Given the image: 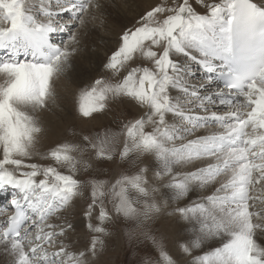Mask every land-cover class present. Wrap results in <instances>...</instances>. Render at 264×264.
Returning a JSON list of instances; mask_svg holds the SVG:
<instances>
[{
  "label": "snow or ice",
  "instance_id": "obj_1",
  "mask_svg": "<svg viewBox=\"0 0 264 264\" xmlns=\"http://www.w3.org/2000/svg\"><path fill=\"white\" fill-rule=\"evenodd\" d=\"M122 7L0 0L4 264H106L121 218L156 248L142 264H264V0H150L76 108L138 113L39 150L71 115L57 83ZM105 165L121 170L103 178ZM160 218L190 236L170 248L151 227Z\"/></svg>",
  "mask_w": 264,
  "mask_h": 264
},
{
  "label": "rangeland",
  "instance_id": "obj_2",
  "mask_svg": "<svg viewBox=\"0 0 264 264\" xmlns=\"http://www.w3.org/2000/svg\"><path fill=\"white\" fill-rule=\"evenodd\" d=\"M121 2V1H120ZM124 2V1H123ZM143 2V1H139ZM145 5L149 3V1H144ZM121 13V10L116 11L114 10L111 14V17L108 19V25L110 21H114L115 25L118 28H122L125 24H129L128 16H125ZM128 18V19H127ZM131 19V18H130ZM128 20V21H127ZM120 28V30H121ZM120 30L112 29V34L117 37L118 40V33ZM109 32V26L106 27H99L95 34L92 37L91 42L88 45V48L85 52L77 59V63L74 66L73 70H70L68 75L64 78L69 80L70 88H59L57 92L59 94H65L71 97L70 103H66V106L69 107L71 110V116L73 119L66 122L65 126L61 128L57 135L53 137H45L39 146V150L44 152L47 150L48 147L54 145L55 142H58L63 139H76L81 135H89L93 132H96L105 126H111L113 128L119 127V118L128 117L131 118V115H135L138 113V109L131 104L125 103H117L110 105V110L107 111L105 114L96 115L95 119H88L82 118L79 116L76 108L78 107V92L81 87H83L84 83L89 82L90 78L98 77L101 74V70L93 71L94 69H90L87 67L90 56L92 55V50L95 49L94 44L96 42L100 43L101 51L103 52V57H98L96 62L98 61V65L103 67V61H106V57L109 54V48L106 46L102 47L104 43L101 40H105V34ZM98 38V39H97ZM117 43V42H116ZM115 43V45H116ZM93 48V49H92ZM81 60V61H80ZM95 73V74H94ZM110 76L111 74L108 73ZM90 76V77H88ZM199 76V75H198ZM68 81H62L63 87H66ZM56 87H60V85H56ZM68 89V93L66 91ZM58 103H60V99L58 98ZM63 109V107H61ZM64 111V109H63ZM131 114V115H130ZM38 159V158H37ZM45 162V161H41ZM46 163H50L47 161ZM120 167L117 165H105L102 169H98L101 172L103 178H113L115 177L116 173L120 171ZM87 193H85V196ZM82 204V201H81ZM76 212L80 211V207L78 206L75 209ZM171 211V209H169ZM151 227L154 230V234L162 235L165 240L167 241L169 247L171 248L177 239V235H188L190 233H179L177 234L175 231H169L166 228V221L163 218L157 219L151 223ZM118 228V238H113L109 240L107 244V248L103 254V261L106 264H142V260L146 259L149 256H155L156 248L152 244L150 240H146L143 237L136 239V225L130 221L124 220L121 218L120 223L117 225ZM128 233H132V239H128ZM173 234V235H172ZM79 239V237H77ZM199 254V253H197ZM4 257V258H3ZM1 256L0 264H4L5 256Z\"/></svg>",
  "mask_w": 264,
  "mask_h": 264
},
{
  "label": "bare ground",
  "instance_id": "obj_3",
  "mask_svg": "<svg viewBox=\"0 0 264 264\" xmlns=\"http://www.w3.org/2000/svg\"><path fill=\"white\" fill-rule=\"evenodd\" d=\"M121 1V4L123 5V7L120 9L121 10V13L123 14V15H125V16H128V18H129V21L131 20L130 18H132L133 16H135L136 15V12L137 11H139V8L141 7V6H147V4L145 5V2L144 1H146V0H120ZM124 1V2H123ZM139 1H143V2H139ZM147 1H149L150 2V0H147ZM120 13V14H121ZM127 18V19H128ZM128 21V20H127ZM131 22V21H130ZM129 22V23H130ZM109 32L110 33H106L105 34V40H101L102 41V43H104V45H102V47H104V46H106L107 48H109L110 50L111 49H113L114 47H115V43L117 42V37L114 35V34H112V29H115V30H120V28H118V26L117 25H115V22L113 21H110L109 22ZM98 39V38H97ZM96 45V46H95ZM94 46H95V49H93L92 50V55L89 57L90 58V61H89V63H88V65H87V67L88 68H90V69H94L93 71H98V70H101V73H103L104 72V69H103V67H100L98 64V61L96 62V60H97V58L98 57H103V52L101 51V46H100V43L99 42H96L95 44H94ZM110 50H109V54L108 55H110ZM101 57V58H102ZM81 61V60H80ZM104 62V61H103ZM77 63V62H76ZM75 63V64H76ZM95 74V73H94ZM197 75H201V74H197ZM88 77H90V76H88ZM62 81H68L67 82V85H66V87H63V84H65V83H63L62 84ZM69 80L68 79H66V78H62L58 83H57V85H60V87H56L57 88V90H59V88H70V86H69ZM66 91H67V93H68V89H66ZM59 99H60V105H61V107H63V109H64V113L65 114H67V113H69V111H71L70 109H69V107L68 106H66V103H70V99H71V97H69V96H67L66 94H65V92H63V94H59V97H58ZM70 98V99H69ZM64 102H66V103H64ZM72 115V114H71ZM69 116V118H68V120H67V122L68 121H70L71 119H73V117L72 116ZM55 135H57V133L56 134H53V135H49V136H46V137H48V138H50V137H53V136H55ZM10 197V196H9ZM192 199H196V197L195 196H192ZM169 232V231H168ZM173 232V231H172ZM174 233V232H173ZM173 235V234H172ZM187 235V234H186ZM1 256L3 257V254H0V259H1ZM4 258V257H3ZM6 258V257H5Z\"/></svg>",
  "mask_w": 264,
  "mask_h": 264
}]
</instances>
